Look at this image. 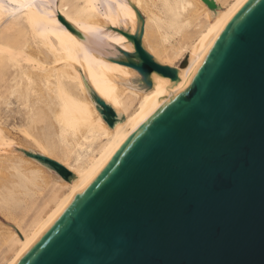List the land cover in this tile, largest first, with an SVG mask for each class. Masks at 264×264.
I'll list each match as a JSON object with an SVG mask.
<instances>
[{
  "label": "water",
  "instance_id": "obj_1",
  "mask_svg": "<svg viewBox=\"0 0 264 264\" xmlns=\"http://www.w3.org/2000/svg\"><path fill=\"white\" fill-rule=\"evenodd\" d=\"M137 13L114 59L143 89L169 80L14 264H264V0H240L180 67L145 50Z\"/></svg>",
  "mask_w": 264,
  "mask_h": 264
},
{
  "label": "bare ground",
  "instance_id": "obj_2",
  "mask_svg": "<svg viewBox=\"0 0 264 264\" xmlns=\"http://www.w3.org/2000/svg\"><path fill=\"white\" fill-rule=\"evenodd\" d=\"M39 1L0 0V264H14L169 80L154 73L143 89L114 59L117 46L133 51L137 11L145 50L180 67L240 0Z\"/></svg>",
  "mask_w": 264,
  "mask_h": 264
},
{
  "label": "rangeland",
  "instance_id": "obj_3",
  "mask_svg": "<svg viewBox=\"0 0 264 264\" xmlns=\"http://www.w3.org/2000/svg\"><path fill=\"white\" fill-rule=\"evenodd\" d=\"M40 1H41V0H40ZM40 1H39V2H40ZM37 4H39V3H37ZM100 8L102 9V7H101V6H100ZM98 34H99V33H98ZM111 35H112V34H111ZM20 215H21V213L19 214V216H20Z\"/></svg>",
  "mask_w": 264,
  "mask_h": 264
}]
</instances>
